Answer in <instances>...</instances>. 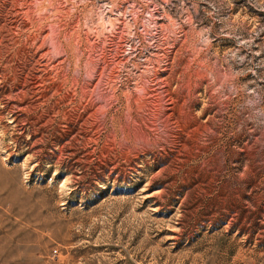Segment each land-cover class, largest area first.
Wrapping results in <instances>:
<instances>
[{"label":"rangeland","instance_id":"obj_1","mask_svg":"<svg viewBox=\"0 0 264 264\" xmlns=\"http://www.w3.org/2000/svg\"><path fill=\"white\" fill-rule=\"evenodd\" d=\"M0 264H264V0H0Z\"/></svg>","mask_w":264,"mask_h":264},{"label":"bare ground","instance_id":"obj_2","mask_svg":"<svg viewBox=\"0 0 264 264\" xmlns=\"http://www.w3.org/2000/svg\"><path fill=\"white\" fill-rule=\"evenodd\" d=\"M5 188V187H4ZM2 189V188H1Z\"/></svg>","mask_w":264,"mask_h":264}]
</instances>
